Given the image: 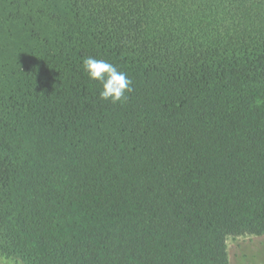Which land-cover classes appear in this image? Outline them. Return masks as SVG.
<instances>
[{
	"label": "trees",
	"instance_id": "obj_1",
	"mask_svg": "<svg viewBox=\"0 0 264 264\" xmlns=\"http://www.w3.org/2000/svg\"><path fill=\"white\" fill-rule=\"evenodd\" d=\"M262 232L264 0H0V237L25 260L228 264Z\"/></svg>",
	"mask_w": 264,
	"mask_h": 264
},
{
	"label": "rangeland",
	"instance_id": "obj_2",
	"mask_svg": "<svg viewBox=\"0 0 264 264\" xmlns=\"http://www.w3.org/2000/svg\"><path fill=\"white\" fill-rule=\"evenodd\" d=\"M228 264H264V232L227 236ZM0 264H32L0 237Z\"/></svg>",
	"mask_w": 264,
	"mask_h": 264
},
{
	"label": "clouds",
	"instance_id": "obj_3",
	"mask_svg": "<svg viewBox=\"0 0 264 264\" xmlns=\"http://www.w3.org/2000/svg\"><path fill=\"white\" fill-rule=\"evenodd\" d=\"M82 66L90 80L99 81L102 84V90L99 93L101 100L111 101L114 104L127 101L126 94L133 91V81L127 72L119 70L116 65L107 60L92 56L85 58Z\"/></svg>",
	"mask_w": 264,
	"mask_h": 264
}]
</instances>
